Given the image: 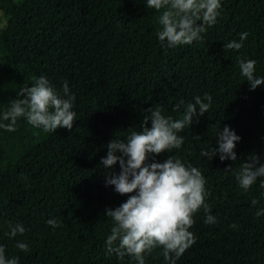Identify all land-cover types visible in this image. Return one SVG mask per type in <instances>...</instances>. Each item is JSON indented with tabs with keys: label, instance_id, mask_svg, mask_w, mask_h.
I'll use <instances>...</instances> for the list:
<instances>
[{
	"label": "trees",
	"instance_id": "16d2710c",
	"mask_svg": "<svg viewBox=\"0 0 264 264\" xmlns=\"http://www.w3.org/2000/svg\"><path fill=\"white\" fill-rule=\"evenodd\" d=\"M161 11L146 0H0V124L10 123L2 113L19 89L41 75L61 95L66 80L76 97L71 130L44 132L23 117L15 131L0 127V245L7 258L18 257L19 264H137L130 255L107 251L113 222L106 209L136 193L121 195L106 185V175L120 171L119 163L109 172L101 165L106 145L140 131L148 109L159 106L162 115L180 119L181 100L194 103L207 93L211 107L179 133L184 144L146 161L155 155L163 163L172 155L206 180L211 211L202 206L193 214L195 243L176 264H264V215H256L264 210V178L247 191L236 180L250 154L264 164V84L250 90L238 63L257 61L255 75L264 77V0H221L220 16L203 38L173 48L157 37ZM244 32L242 48L225 50ZM225 126L241 138L237 160L201 156L218 146ZM208 214L215 224L204 222ZM49 219L60 226L53 229ZM17 223L26 232L11 237L9 225ZM17 241L30 251L16 248ZM161 253L162 247L154 248L145 264H167Z\"/></svg>",
	"mask_w": 264,
	"mask_h": 264
},
{
	"label": "clouds",
	"instance_id": "9594fccd",
	"mask_svg": "<svg viewBox=\"0 0 264 264\" xmlns=\"http://www.w3.org/2000/svg\"><path fill=\"white\" fill-rule=\"evenodd\" d=\"M146 6L162 10L159 16L162 27L157 37L161 44L166 42V47L173 48L201 40L207 28L217 22L221 0H146ZM247 36V32L241 33L240 42H228L224 45L225 50H239ZM238 63L240 74L248 81L250 90L264 84V77L255 75L257 61L238 58ZM31 85L29 87L26 83L19 89L17 98L2 113V120L10 123L0 124V127L15 131L18 118L23 117L30 125L42 128L44 132L56 131L61 127L71 130L76 116L72 110L76 97L70 94L68 82L65 80L63 83V95L43 75L35 78ZM211 103L212 96L207 93L203 97H194V103L185 104L181 100L184 111L180 119L162 115L159 106L154 110L150 108V116L144 117L140 131H131L126 140L114 138L106 145L107 155L101 158V165L106 172L117 163L120 167L118 174L109 172L106 175V185L114 186L121 195L136 193L115 209H106L105 215L113 222L111 234L106 239L109 254L115 252L119 257L127 254L137 264H145V255L160 246L167 264H176L195 243V235L189 231L194 223L193 214L202 206L205 213L211 211L205 203L209 193L201 170L186 165L172 155L163 163L156 162L155 155H152L153 162L146 161L150 154L179 149L184 144V137L179 133L192 125L197 114L203 116L207 113ZM149 121L151 127L147 126ZM240 139L234 130L225 126L217 133L218 146L202 150L200 154L210 160L219 154L222 162L228 159L235 162L237 156L234 149ZM258 178H264V164L260 163L258 155L250 154L247 162L240 163L236 180L239 187L247 191ZM256 203V200L252 201L253 205ZM256 215H264V210H258ZM204 222L211 225L217 221L214 215L208 214ZM47 223L53 229L60 226L57 219H49ZM9 228L11 237L26 232L21 223L15 226L10 224ZM117 241L118 246H114ZM15 246L23 252L30 251L26 242L17 241ZM0 264H19V258H7L5 247L0 245Z\"/></svg>",
	"mask_w": 264,
	"mask_h": 264
},
{
	"label": "rangeland",
	"instance_id": "374dc122",
	"mask_svg": "<svg viewBox=\"0 0 264 264\" xmlns=\"http://www.w3.org/2000/svg\"><path fill=\"white\" fill-rule=\"evenodd\" d=\"M4 23H5V19L0 12V27H2L4 25Z\"/></svg>",
	"mask_w": 264,
	"mask_h": 264
}]
</instances>
